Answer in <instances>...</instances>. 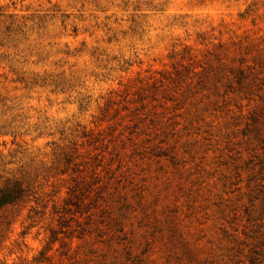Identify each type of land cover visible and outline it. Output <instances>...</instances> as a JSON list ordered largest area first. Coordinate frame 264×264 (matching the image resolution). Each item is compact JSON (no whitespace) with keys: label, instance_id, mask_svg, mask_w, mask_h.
<instances>
[{"label":"rangeland","instance_id":"374dc122","mask_svg":"<svg viewBox=\"0 0 264 264\" xmlns=\"http://www.w3.org/2000/svg\"><path fill=\"white\" fill-rule=\"evenodd\" d=\"M0 264H264V0H0Z\"/></svg>","mask_w":264,"mask_h":264},{"label":"trees","instance_id":"16d2710c","mask_svg":"<svg viewBox=\"0 0 264 264\" xmlns=\"http://www.w3.org/2000/svg\"><path fill=\"white\" fill-rule=\"evenodd\" d=\"M21 190L17 191H0V209L11 206L21 199Z\"/></svg>","mask_w":264,"mask_h":264}]
</instances>
